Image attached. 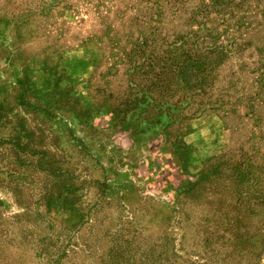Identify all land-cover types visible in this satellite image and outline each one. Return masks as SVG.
Segmentation results:
<instances>
[{"label":"rangeland","instance_id":"obj_1","mask_svg":"<svg viewBox=\"0 0 264 264\" xmlns=\"http://www.w3.org/2000/svg\"><path fill=\"white\" fill-rule=\"evenodd\" d=\"M109 2L0 0V264H243L235 229L264 264V91L257 124L243 109L189 120L147 107L129 61L139 32ZM256 27L236 57L252 94Z\"/></svg>","mask_w":264,"mask_h":264},{"label":"trees","instance_id":"obj_2","mask_svg":"<svg viewBox=\"0 0 264 264\" xmlns=\"http://www.w3.org/2000/svg\"><path fill=\"white\" fill-rule=\"evenodd\" d=\"M112 1L109 2L111 5L102 7V12L107 16L109 7H113L117 17L125 15L127 32H139L132 42L129 61L133 67L132 82L143 92L142 103H147V107L163 106L167 112H184L189 120L208 113L219 115L221 119L240 117L239 110L243 109L241 116L254 118L257 124L260 112H256L254 101L264 91V35L258 41L261 46L253 48L258 55L256 67L252 69V73H256L254 82L258 92L252 94L251 66L246 68L236 57L251 46V42L243 38L246 33L260 24L264 33V5L259 9L256 5L252 8L251 0ZM120 3L125 5L119 6ZM126 10L131 12L126 15ZM106 16H101V19L105 29H108L104 21ZM256 16L257 19L253 20ZM158 38L165 45L161 50L157 49ZM231 63L238 70L244 67L245 74L239 77L236 71H231L224 80L220 70ZM155 68L159 70L156 72ZM242 80L250 81L246 84L247 89L241 86ZM220 84L223 86L219 87ZM178 143L185 145L183 141ZM205 162L207 160L203 164ZM205 178L207 174L203 166L192 186L185 180L187 190L191 192ZM255 206L264 211V201ZM237 215L240 219L246 217L243 213ZM263 228L264 218L254 221L255 242L259 247ZM233 231V245L240 244V236L247 247L242 245L241 248L245 251L243 264H259L262 250L255 249L253 255L249 231L244 230L241 235L236 229Z\"/></svg>","mask_w":264,"mask_h":264}]
</instances>
